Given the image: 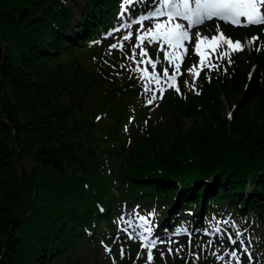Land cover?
Segmentation results:
<instances>
[{"label":"trees","instance_id":"1","mask_svg":"<svg viewBox=\"0 0 264 264\" xmlns=\"http://www.w3.org/2000/svg\"><path fill=\"white\" fill-rule=\"evenodd\" d=\"M117 1L83 0L69 31L68 0H0V264H56L86 233L104 236L103 222L113 229L118 208L136 206L186 224L230 210L261 228L264 249V50L252 51L250 78L234 67L201 96L169 101L165 123L137 108L131 134L148 125L130 145L122 125L143 98L131 82L106 86L79 56H94L90 40L113 25Z\"/></svg>","mask_w":264,"mask_h":264},{"label":"snow or ice","instance_id":"2","mask_svg":"<svg viewBox=\"0 0 264 264\" xmlns=\"http://www.w3.org/2000/svg\"><path fill=\"white\" fill-rule=\"evenodd\" d=\"M136 4L137 0H122V13L133 12ZM150 7L151 10L146 15L140 14L136 18H132L131 23L121 25V28L127 27L128 29H132L134 24L139 25L135 32L127 31L116 43L109 46L110 50L117 48L123 50L124 42H129L133 37L135 38L136 42L131 48L132 54L126 56V59L130 61L129 70L139 74L138 79L143 85L144 93H150V98L147 100L149 105H152L156 99L162 98L163 93L168 88L181 94L177 77L181 75V63L188 53V45L192 43V29L212 19L240 27L264 25V0H153ZM146 20L154 22L151 26L145 27L144 21ZM121 28H114L112 31L119 32ZM258 39L259 37L254 35L244 42L233 40L223 33L219 24L216 25L215 33L211 36L196 32L193 52L198 57V63L187 69L192 79L191 82L186 80L184 82L185 86L190 87L199 95L196 90V81L204 69L209 71L218 69L220 65L217 61L227 60V63L231 64V54L242 52L247 45L255 43ZM145 42L149 45L154 43L159 45L158 51L163 52V61L167 64L162 71H157V65L160 63L159 57L156 60L149 57L148 51L144 47ZM256 50L260 51L261 49L257 47ZM149 66L151 71H149ZM206 79L210 78L206 76ZM231 115V112H229V119H231ZM97 119H100V117H97ZM154 214V212L149 213L148 217ZM148 217L138 216L137 225L139 230L129 232L128 238L140 241L141 249L146 250L147 264H152L154 259L153 249L158 244L165 243V241L154 236V227ZM121 220H123V217H121ZM124 222L129 228L132 227V220ZM224 223H227V221ZM124 231L127 232V228ZM183 231L184 229H179L176 234H181ZM220 231L221 229L217 226L213 232L206 230L205 234H219ZM241 236L242 234L239 231L236 232L235 238L231 234L228 235L231 244L235 245L237 241L240 242V249L225 250L227 256L230 257L225 264H242L238 253L247 254L251 262L250 246L245 245ZM167 243L171 244L173 241L168 240ZM189 243H191V239H189ZM212 243V240H209L208 246H211ZM106 251H110V249L106 248ZM176 251L179 252L180 249ZM168 252L172 254L171 247L168 248ZM212 254L216 256L217 260L225 261L224 255H218L216 252ZM123 255L124 249L121 248V256ZM163 255L164 253L161 252V256ZM139 256L138 253V258Z\"/></svg>","mask_w":264,"mask_h":264},{"label":"rangeland","instance_id":"3","mask_svg":"<svg viewBox=\"0 0 264 264\" xmlns=\"http://www.w3.org/2000/svg\"><path fill=\"white\" fill-rule=\"evenodd\" d=\"M82 4H83V0H71V2H70V5L72 6V10H71L72 16H71V20H70L69 25H68V30L69 31L71 30V25L73 23V20H74V23L75 24L76 23L78 24V19H79V16H80ZM144 24H145V27H148V26H151L152 23H149L148 21H144ZM217 24H219L221 30H224L222 24L212 22L210 24L209 23H204L202 26H198V27L192 29L191 30V33H193L195 35L196 32H201L204 35L211 36V35H213L215 33V29H216V25ZM137 27H139V25L133 26L132 29H128L127 28L126 31H125V33H119V34H117V36L115 37V43L124 34H126L127 31L131 30V31L135 32V29ZM72 29H73V26H72ZM248 34H250V33H248ZM6 37H7V35L5 34L3 36V40H5L4 41V44H6ZM235 38L237 40H240L241 42H244V41L250 39L251 37L248 36V35H246L244 33V34H241V36L235 37ZM233 40H235V39H233ZM135 42H136L135 41V38L133 37V39L131 41L124 42V44H129L132 47V45L135 44ZM148 45L149 44H147V42H145L144 47L146 48ZM155 45H157V47L159 48V45L158 44H155ZM251 45H247L242 52H238L237 53V59L239 60V63L238 64H239V66L241 68L244 69V72H245V70H247V72L249 71V64L247 63V56L250 54V47H251ZM123 50H126L127 51V49H123ZM220 50H223V49H220ZM137 51H139V50H137ZM189 52H191V47L190 46H188V53ZM160 54L162 56V64L159 67V69H162L163 67H166L167 64H166V62L163 61V52H160ZM87 63H90V61L88 59H87ZM196 63H198V57L196 58L194 64H196ZM127 64H130L129 61H127ZM181 67H182V63H181ZM254 67H253V69H254ZM187 69L188 68L185 69L186 74L188 75V78L186 80L189 81V82H191L192 77L187 72ZM149 71H151V68H149ZM208 72H209V70L208 69H205V70H203L201 72L200 76L198 77V79L196 81V90L197 91H198V88L202 85L203 78L207 76ZM186 80H184L182 82L183 85H185L184 82ZM142 87H143V85H142ZM188 88H190V87H188ZM171 90L172 91H175L174 89H171ZM100 96H101V94L97 91V89H94V91L90 94V104L92 102L96 101V100H99ZM218 98L221 99V96L220 97L218 96ZM0 103H1V101H0ZM229 109H230L229 107H227L226 105H224V108H223V111H222L223 114L224 115L227 114V112L229 111ZM149 115L155 121H163V120H165L167 118V109L160 102V103H158L156 106H154L151 109ZM35 193H36V191L33 190V195H32V197L30 199V202L34 198ZM28 208H29V210H28ZM28 208L26 210L25 216H27L28 213L30 212V208H31L30 207V203L28 205ZM226 216L235 219V221L237 222V224H240L241 223L240 219H238V217H236V216H230L229 214H227ZM121 217H123V220H121ZM128 218H129V215H127L125 213H122V214H119V216L115 219V224H116V227H117V230H118L117 235H115V237L118 240V251H117V254L120 256L121 259L127 257V251H126V249H133V246H136L138 244V242H140L138 239H129L128 238V233L130 231H128V230H127V232L124 231L125 228L122 225H120V222L125 221ZM217 226L224 227V226H226V224H224V222L221 221V220L215 219V220H213L211 222V225L209 226L210 231L212 232L213 231V228H216ZM235 228L236 227H234V229ZM178 229H180V228H178ZM178 229L172 228L171 229V233L173 232L174 236H177L176 233H177V230ZM250 229H252L254 231L251 232ZM250 229L248 228V229H246L247 231L245 230L244 232H242L241 230H237V229H235V231L236 232L239 231L242 234V237L245 238V241H244L245 245H249L250 246L249 247V251L251 252L252 257H255L256 256V253L259 252V249H260V251H263V247L260 246V248H259L258 237L256 235L257 228H250ZM248 230H249V232H248ZM26 234H27V237H26L27 240H26V242H25L24 245H26L29 248L31 246V244H32V249H33L32 240L34 238L35 232L31 228H27L26 229ZM235 234L236 233H234V235H232V236L235 237ZM176 238H178V237H173V238H170V239L168 237L167 239L164 240V241H166V243L163 244V245H160V249H159L160 258L166 264H169L170 262H172V260L182 252V249L176 243H174V241H173V239H176ZM189 239H191V243H190L191 246H189V253L191 255H197V254H200V253H205L207 255V254H211L213 252H216L218 255H224L225 256V261H220V260H217L216 259V256L215 255H213V259L215 261V264H225V262L228 259H230V257L227 256L225 250L231 251L233 248H235L237 250L240 249L239 246H238V244L233 245V244L230 243V241L228 239H222L221 236H219V235L211 236V235H206V234H196L192 238H190L188 236H185L181 240H179L178 244L179 245H182V246L184 245V243L185 244H188L189 243ZM168 240L173 241V243L168 244L167 243ZM209 240H212V242H213L211 246H208V241ZM196 244H199V247H197ZM102 246L105 249L104 253L107 252L106 251V248L107 249H110V247H108V245H102ZM169 247H171L172 250H173L172 254H169V252H168V248ZM121 248L124 249V255L123 256H121ZM30 249H31V247H30ZM177 249H180V251L177 252L176 251ZM161 252L164 253L163 256H161ZM27 253H29V252H27ZM84 254L85 253H83V251L82 252H79L78 255H76L75 253H73V254H71V256L69 257L68 260L65 259V258H62L56 264H73V261H76L75 258H74V256H78V260H81L80 258H83L85 256ZM238 254L240 255V260H241L242 264H256V258H252V260L250 262L249 261V257H248L247 254H243V253H238ZM108 255H109L110 258H112V256L110 254H108ZM197 257H198V259H197ZM90 258H91V253L88 254L87 260H90ZM140 258H141V263L142 264H147V261H146V250H144V249L141 250ZM196 259L199 261V260L203 259V256L202 255H197L196 256ZM152 264H154V263L152 262Z\"/></svg>","mask_w":264,"mask_h":264},{"label":"water","instance_id":"4","mask_svg":"<svg viewBox=\"0 0 264 264\" xmlns=\"http://www.w3.org/2000/svg\"><path fill=\"white\" fill-rule=\"evenodd\" d=\"M5 41V40H4ZM28 210H29V208H28Z\"/></svg>","mask_w":264,"mask_h":264}]
</instances>
